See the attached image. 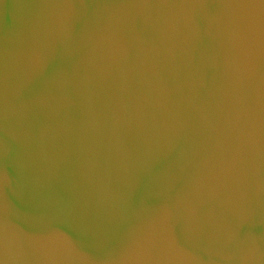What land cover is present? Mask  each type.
Listing matches in <instances>:
<instances>
[{"label": "water", "instance_id": "obj_1", "mask_svg": "<svg viewBox=\"0 0 264 264\" xmlns=\"http://www.w3.org/2000/svg\"><path fill=\"white\" fill-rule=\"evenodd\" d=\"M0 264H264V0H0Z\"/></svg>", "mask_w": 264, "mask_h": 264}]
</instances>
